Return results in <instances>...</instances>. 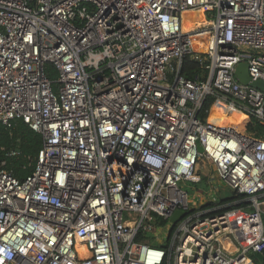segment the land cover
<instances>
[{"label":"built area","instance_id":"1","mask_svg":"<svg viewBox=\"0 0 264 264\" xmlns=\"http://www.w3.org/2000/svg\"><path fill=\"white\" fill-rule=\"evenodd\" d=\"M188 12L208 25L186 31ZM188 57L204 68L195 79ZM242 64L264 82V0H0V123L42 137L25 180L0 171V264H253L260 221L230 254L242 210L193 209L182 187L212 166L261 211L264 140L200 117L215 97L225 117L264 122Z\"/></svg>","mask_w":264,"mask_h":264},{"label":"trees","instance_id":"2","mask_svg":"<svg viewBox=\"0 0 264 264\" xmlns=\"http://www.w3.org/2000/svg\"><path fill=\"white\" fill-rule=\"evenodd\" d=\"M48 69L51 73L53 72L51 65L48 66ZM181 72L186 78L195 79L204 72V68L200 61L188 57L183 62ZM225 112L226 107L222 102L218 101L215 97H209L204 103V110L201 112L200 117L207 120L213 115L217 117L214 120L219 122L220 117ZM240 127L246 133L253 134L264 140L263 121L246 116ZM41 148V135L31 130L22 121H17L11 128L0 123V171L6 170L14 174L18 179L25 180L34 171ZM12 153L15 154L13 155ZM245 199L246 196L239 195L233 191L230 198L223 199L218 204ZM215 205V203L211 202L207 207L212 208ZM249 207L252 209L251 204L242 203L229 211L242 210L243 212H247L246 210ZM251 257L253 264H264V250L261 253H251Z\"/></svg>","mask_w":264,"mask_h":264},{"label":"rangeland","instance_id":"3","mask_svg":"<svg viewBox=\"0 0 264 264\" xmlns=\"http://www.w3.org/2000/svg\"><path fill=\"white\" fill-rule=\"evenodd\" d=\"M203 172L206 176L203 183L187 182L182 184V187L189 193L191 208L199 209L202 206L206 208L209 203L213 202L216 204L214 210L221 212L224 209H226L224 211H229L240 205L239 201L218 204L221 200L230 198L233 194V190L218 178V175L216 171L213 170L212 166L211 168L206 167ZM242 203L248 204V202L245 201H242ZM246 211V213H243L242 211H234L236 213L230 215L232 227L234 228V226H236L234 228L236 234H234V232L229 234L225 244L226 249L230 254L237 255L244 249L250 247V245L256 240L257 236L256 234L251 235L247 228L252 227L253 229H257L260 225L259 221L261 223L260 230L261 232L263 231L264 234V208H261L260 213H258L257 209L253 206L252 209L249 207Z\"/></svg>","mask_w":264,"mask_h":264},{"label":"bare ground","instance_id":"4","mask_svg":"<svg viewBox=\"0 0 264 264\" xmlns=\"http://www.w3.org/2000/svg\"><path fill=\"white\" fill-rule=\"evenodd\" d=\"M207 25V20L205 19L203 12H188L184 14V29L186 31H191L196 28H204ZM208 46V39L205 34L194 37L193 47L196 52H207ZM216 118L217 117L211 115L209 120L213 121ZM243 120L244 116L238 113H234L231 117H225L224 114L220 117V122H233L236 125H240Z\"/></svg>","mask_w":264,"mask_h":264},{"label":"water","instance_id":"5","mask_svg":"<svg viewBox=\"0 0 264 264\" xmlns=\"http://www.w3.org/2000/svg\"><path fill=\"white\" fill-rule=\"evenodd\" d=\"M236 78L239 80L240 83L245 84V85H251L253 87H256L262 91H264V82L258 81V82H251V78L249 76V71H248V65L247 64H242L238 67L237 72H236ZM199 151L203 153V149L199 147ZM185 213L178 211L172 218L173 223H177L178 220L184 216Z\"/></svg>","mask_w":264,"mask_h":264},{"label":"crops","instance_id":"6","mask_svg":"<svg viewBox=\"0 0 264 264\" xmlns=\"http://www.w3.org/2000/svg\"><path fill=\"white\" fill-rule=\"evenodd\" d=\"M261 202H264V198L261 200ZM261 208H264V203L261 204ZM241 213V212H240Z\"/></svg>","mask_w":264,"mask_h":264}]
</instances>
